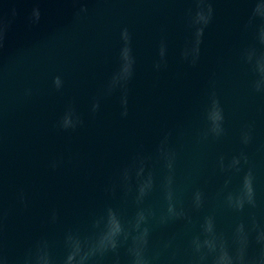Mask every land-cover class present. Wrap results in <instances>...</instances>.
I'll list each match as a JSON object with an SVG mask.
<instances>
[{"label": "water", "instance_id": "1", "mask_svg": "<svg viewBox=\"0 0 264 264\" xmlns=\"http://www.w3.org/2000/svg\"><path fill=\"white\" fill-rule=\"evenodd\" d=\"M76 244L264 264V0H0V264Z\"/></svg>", "mask_w": 264, "mask_h": 264}, {"label": "clouds", "instance_id": "2", "mask_svg": "<svg viewBox=\"0 0 264 264\" xmlns=\"http://www.w3.org/2000/svg\"><path fill=\"white\" fill-rule=\"evenodd\" d=\"M210 12H211V9H209V13ZM197 15L201 19L207 20V18L202 13H197ZM79 253H80V245L79 244H76L74 246L73 252L67 258V264H73V261L75 260L76 255L79 254ZM85 258H86V255L81 257L80 264H83V261H84ZM45 264H47V262H45Z\"/></svg>", "mask_w": 264, "mask_h": 264}]
</instances>
